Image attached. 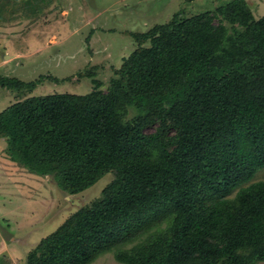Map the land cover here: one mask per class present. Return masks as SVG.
<instances>
[{
	"label": "trees",
	"instance_id": "obj_1",
	"mask_svg": "<svg viewBox=\"0 0 264 264\" xmlns=\"http://www.w3.org/2000/svg\"><path fill=\"white\" fill-rule=\"evenodd\" d=\"M131 37L106 92L0 112L9 158L68 194L112 175L26 264H90L106 251L123 264L264 261V181L249 183L264 169V16L232 0ZM40 81L0 76V87Z\"/></svg>",
	"mask_w": 264,
	"mask_h": 264
},
{
	"label": "rangeland",
	"instance_id": "obj_2",
	"mask_svg": "<svg viewBox=\"0 0 264 264\" xmlns=\"http://www.w3.org/2000/svg\"><path fill=\"white\" fill-rule=\"evenodd\" d=\"M231 1L0 0V76L25 83L41 80L31 91L0 87V112L33 96H82L96 88L106 92L123 59L137 48L131 33L148 31L176 12L182 17L213 14ZM244 1L255 20L264 16V0ZM218 22L230 26L220 17L213 20ZM6 148L0 137V264H26L43 238L101 197L112 175L68 194L52 176L33 174L13 162ZM258 181H264V169L249 183ZM113 254L100 253L90 264H123Z\"/></svg>",
	"mask_w": 264,
	"mask_h": 264
}]
</instances>
